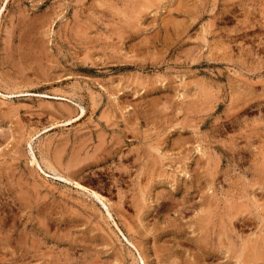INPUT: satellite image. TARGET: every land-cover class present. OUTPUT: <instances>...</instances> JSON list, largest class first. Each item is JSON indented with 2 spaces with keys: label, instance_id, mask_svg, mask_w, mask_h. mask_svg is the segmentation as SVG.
<instances>
[{
  "label": "rangeland",
  "instance_id": "obj_1",
  "mask_svg": "<svg viewBox=\"0 0 264 264\" xmlns=\"http://www.w3.org/2000/svg\"><path fill=\"white\" fill-rule=\"evenodd\" d=\"M0 8V264H264V0Z\"/></svg>",
  "mask_w": 264,
  "mask_h": 264
},
{
  "label": "bare ground",
  "instance_id": "obj_2",
  "mask_svg": "<svg viewBox=\"0 0 264 264\" xmlns=\"http://www.w3.org/2000/svg\"><path fill=\"white\" fill-rule=\"evenodd\" d=\"M179 1V0H178ZM148 4V3H147ZM178 4V3H177ZM179 6V5H178ZM177 6V7H178ZM140 7V6H139ZM130 8V7H129ZM181 8V7H180ZM1 9V8H0ZM134 9V8H133ZM175 10V9H174ZM124 14V13H123ZM170 14V13H169ZM75 17V16H74ZM124 22V21H123ZM134 25V24H133ZM167 26V25H166ZM41 28H42V26H41ZM45 28V27H44ZM48 30V29H47ZM49 31V30H48ZM122 34V33H121ZM79 43V42H78ZM41 47V46H40ZM38 50V49H37ZM41 51V50H40ZM39 51V52H40ZM41 53V52H40ZM37 59V58H36ZM37 64V63H36ZM206 101V100H205ZM207 102V101H206ZM62 108V107H61ZM63 109V108H62ZM80 109V108H79ZM85 111V110H84ZM13 112V111H12ZM66 112V111H65ZM82 112V111H81ZM7 117V116H6ZM68 121V120H67ZM98 137V136H97ZM139 147V146H138ZM59 149V148H58ZM83 150V149H82ZM33 154V153H32ZM91 155V154H90ZM138 155V154H137ZM34 156V155H33ZM60 157V156H59ZM58 158V157H57ZM35 159L36 158H34L33 157V162H35ZM55 159V158H54ZM136 161V160H135ZM159 161V160H158ZM71 164H73L72 162H70ZM38 164V163H37ZM34 165V164H33ZM154 165V164H153ZM38 167H40L39 166V164L37 165ZM62 166V165H61ZM75 166H77V164L75 165ZM35 167V166H34ZM66 167V166H65ZM69 167H70V165H69ZM72 168H74L73 166L72 167H70V169H72ZM41 169V168H40ZM66 169V168H65ZM39 170V169H38ZM44 170V169H43ZM67 170V169H66ZM40 171V170H39ZM47 171V170H46ZM43 172V171H42ZM68 172H69V170H68ZM121 172V171H120ZM70 173V172H69ZM127 173V172H126ZM43 174V173H42ZM45 174V173H44ZM122 174V173H121ZM260 174V173H259ZM122 176V175H121ZM60 177V176H59ZM144 179V178H143ZM64 180H66V179H64ZM117 181V180H116ZM139 182V181H138ZM68 183V182H67ZM70 183V182H69ZM75 183V182H74ZM121 183V182H120ZM252 184V183H251ZM76 186L75 187H77V188H79V189H82V186H80L79 184H75ZM138 187V186H137ZM243 192V191H242ZM87 193H89V192H87ZM92 193V192H91ZM90 194V193H89ZM97 194V193H96ZM245 194V193H244ZM88 195V194H87ZM91 196L93 195V194H90ZM264 196V195H263ZM165 197V196H164ZM89 198H91V197H89ZM245 198V197H244ZM247 199V198H246ZM138 200V199H137ZM103 201V200H102ZM121 201V200H120ZM139 201V200H138ZM140 202V201H139ZM104 203H106V202H104ZM164 203V202H163ZM169 203V202H168ZM238 203V202H237ZM264 203V202H263ZM103 204V203H102ZM169 205H171V204H169ZM182 205V204H181ZM264 205V204H263ZM105 206V205H104ZM252 206V205H251ZM241 207V206H240ZM136 208V207H135ZM134 209V208H133ZM180 209V208H179ZM228 209H230V208H228ZM236 209V208H235ZM234 209V210H235ZM262 209H263V207H262ZM107 210H109L108 208H107ZM177 210V209H176ZM258 210H259V207H258ZM137 211V210H136ZM174 211V210H173ZM263 212H264V210H263ZM225 213V212H224ZM229 213V212H228ZM236 213V212H235ZM259 214V213H258ZM111 216V215H110ZM262 216V215H261ZM114 220V219H113ZM242 220H244V219H242ZM250 220V219H249ZM252 221V220H251ZM244 222V221H243ZM247 222H248V220H247ZM256 223H257V221H255ZM240 223V222H239ZM242 223V222H241ZM117 224V223H116ZM246 224H248V223H246ZM251 224H252V222H251ZM240 225V224H239ZM242 225V224H241ZM218 226H220V225H218ZM244 226V225H243ZM246 226V225H245ZM251 226V225H250ZM262 226V225H261ZM255 227V226H254ZM116 228V227H115ZM244 228H246V227H244ZM119 229V228H118ZM251 229V228H250ZM120 230V229H119ZM219 231V230H218ZM120 232V231H119ZM214 234V233H213ZM240 234V233H239ZM206 237V236H205ZM11 238V237H10ZM18 238V237H17ZM230 240V239H229ZM243 240V239H242ZM245 240H246V238H245ZM234 241V240H233ZM245 242V241H244ZM208 245V244H207ZM3 260V259H2ZM255 261V260H254ZM18 263V262H17ZM4 264V263H3ZM42 264V263H41Z\"/></svg>",
  "mask_w": 264,
  "mask_h": 264
}]
</instances>
